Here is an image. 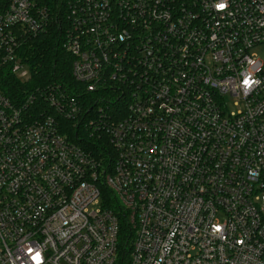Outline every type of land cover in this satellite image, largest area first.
<instances>
[{
  "label": "built area",
  "instance_id": "obj_1",
  "mask_svg": "<svg viewBox=\"0 0 264 264\" xmlns=\"http://www.w3.org/2000/svg\"><path fill=\"white\" fill-rule=\"evenodd\" d=\"M58 25L73 79L117 98L6 94ZM259 49L264 0H0V264H264Z\"/></svg>",
  "mask_w": 264,
  "mask_h": 264
},
{
  "label": "trees",
  "instance_id": "obj_2",
  "mask_svg": "<svg viewBox=\"0 0 264 264\" xmlns=\"http://www.w3.org/2000/svg\"><path fill=\"white\" fill-rule=\"evenodd\" d=\"M62 41L60 25L48 27L43 33L29 37L26 43L21 45L18 54L28 66L30 76L25 81H21L7 73L1 78L6 94L18 100L27 96H34L37 99L39 90L46 85L60 84L62 87L68 88L72 94L74 93L80 99L87 101L85 104L88 108L94 104L102 105L103 100L108 102L106 98H117V93L109 88L97 93L86 92L85 85L73 79L70 72L71 56L63 47ZM104 108L110 110L112 107ZM77 132L82 138L75 136ZM74 136L79 144L91 149L95 155L103 154L102 148L109 146L106 137L99 138L97 132H91L89 126L77 127L73 131ZM122 221L119 234L120 247L127 252L128 238L131 236L132 230L127 225L126 218L123 217Z\"/></svg>",
  "mask_w": 264,
  "mask_h": 264
},
{
  "label": "rangeland",
  "instance_id": "obj_3",
  "mask_svg": "<svg viewBox=\"0 0 264 264\" xmlns=\"http://www.w3.org/2000/svg\"><path fill=\"white\" fill-rule=\"evenodd\" d=\"M258 51H259L260 55L264 57V50H260V49H259ZM233 101H235V98H234V97H231V98L229 99V102H233ZM231 108H233V107L231 106Z\"/></svg>",
  "mask_w": 264,
  "mask_h": 264
},
{
  "label": "snow or ice",
  "instance_id": "obj_4",
  "mask_svg": "<svg viewBox=\"0 0 264 264\" xmlns=\"http://www.w3.org/2000/svg\"><path fill=\"white\" fill-rule=\"evenodd\" d=\"M220 7H223V5H220Z\"/></svg>",
  "mask_w": 264,
  "mask_h": 264
},
{
  "label": "clouds",
  "instance_id": "obj_5",
  "mask_svg": "<svg viewBox=\"0 0 264 264\" xmlns=\"http://www.w3.org/2000/svg\"><path fill=\"white\" fill-rule=\"evenodd\" d=\"M224 6V5H223Z\"/></svg>",
  "mask_w": 264,
  "mask_h": 264
}]
</instances>
